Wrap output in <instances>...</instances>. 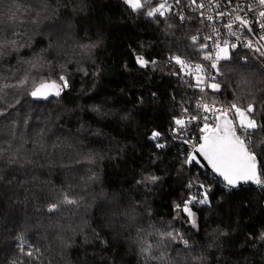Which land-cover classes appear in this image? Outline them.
Instances as JSON below:
<instances>
[{"label":"trees","instance_id":"trees-1","mask_svg":"<svg viewBox=\"0 0 264 264\" xmlns=\"http://www.w3.org/2000/svg\"><path fill=\"white\" fill-rule=\"evenodd\" d=\"M29 4L31 15L40 11L39 24L29 16L19 30L31 47L6 58L5 68L51 43L45 55L57 68L67 64L70 87L43 101L8 97L13 104L19 98L20 104L11 117L0 118V144L7 147L12 121H17L12 143L34 163L21 168L0 160V264L28 260L18 251L21 241L41 249L40 259L31 264H159L143 259L134 242L137 229L147 233L150 225L178 229L189 241L190 249L182 243L167 249L166 259L173 264H264V190L242 185L229 191L196 165L181 168L188 150L169 133L178 102L193 97V90L170 74L176 66L168 57L176 53L196 60L187 37L201 27L198 21L180 25L172 17L178 26L168 29L162 18L157 23L143 10L133 12L123 0H0V18L17 8L21 16ZM232 54L233 61L222 62L224 75L217 77L222 91L209 90L208 100L227 103L234 93L246 97L250 88L264 96L259 91L264 66L251 58L246 65L240 62V55L250 57L244 50ZM137 55L158 63L141 68ZM81 67L88 75L78 71ZM25 118H30L27 128ZM258 119L264 121V113ZM39 128L48 129L45 151H34L31 142ZM153 130L163 134L160 142L166 147L157 149L149 139ZM89 153L95 154V164L76 163ZM259 167L264 171V157ZM147 175L160 180L137 184ZM193 177L209 189L207 204L190 205L197 227L185 222L186 215L173 219L174 204L203 191L187 187ZM62 190L78 205L49 213L47 205L62 198ZM129 216H135V227L122 226L132 222ZM146 239L154 246L158 241L156 235ZM154 254L160 250L154 247Z\"/></svg>","mask_w":264,"mask_h":264},{"label":"snow or ice","instance_id":"snow-or-ice-1","mask_svg":"<svg viewBox=\"0 0 264 264\" xmlns=\"http://www.w3.org/2000/svg\"><path fill=\"white\" fill-rule=\"evenodd\" d=\"M133 12H140L159 23L162 18L168 29L177 27L170 22L172 17H177L180 25L186 21L196 20L201 25L196 29V34L187 37L196 61L187 55L181 56L173 53L168 57V63L177 66V70L170 73L178 76L183 84L193 90V97L182 99L178 102L179 112L172 117L169 133L174 140L182 139L184 143H191L186 139L185 134L190 126L195 125L200 136L198 143L193 145L192 150L181 160V168L185 165H200L204 167L197 154L207 161L212 172L222 177L225 187L231 191L239 186V182L251 183L261 190H264V171L258 167L261 158L264 157V121L258 119L264 113V96H260L251 88L247 96L234 93V98L226 104L220 102L217 97H212L209 102V90L212 93L222 91V82L217 77L223 76V69L226 67L222 62L233 61V54L238 47L249 49L259 53L264 58V0H159L153 4V0H123ZM20 9L10 10V14L0 18V118L8 119L12 116V109L20 104L17 98L13 104L8 97L11 95L30 96L33 100H47L50 96H61L65 89L70 87L69 76L66 74L67 64H60L57 68L45 53L52 47L42 49L31 59L17 60V65L8 64L5 68L4 61L14 54L18 55L21 49L31 47L24 41L26 33L19 30L20 26L29 22L39 24L40 11L36 10L31 15L32 6L28 5V12L18 16ZM191 13V14H189ZM251 14V16L249 15ZM221 21H225L221 24ZM204 28L210 29L205 33ZM221 28L224 31H221ZM247 33V34H246ZM251 36V38H249ZM229 38H234L233 42ZM239 42V44L237 43ZM94 46V45H93ZM240 62L247 64L248 55H240ZM136 63L141 68L150 65L155 66L158 61L147 60L143 55L136 56ZM78 71L88 75L86 68H79ZM56 74V78H53ZM187 77V79H186ZM250 84V81H244ZM259 91L264 92V89ZM194 98V100H193ZM173 96V100H175ZM192 101L194 106L190 107ZM219 104V106H218ZM29 119L23 121L25 127H29ZM12 139L7 142V147L0 144V160L7 158L9 165H19L24 168L34 163L31 159H25L20 154V148H15L12 143L16 139L17 121H12ZM47 128H39L31 142L36 146L35 150L45 151L47 148ZM163 134L153 130L149 139L155 142L157 149L166 147L160 142ZM25 139L23 143H27ZM57 145H53L56 147ZM22 147V144H21ZM13 149H15L13 151ZM11 152V154H9ZM23 160V163L21 161ZM77 164H95V154L83 155L76 160ZM2 178V177H0ZM94 175L89 179H94ZM160 180L155 175H147L137 184L146 186L154 185ZM189 189L198 187L203 191L190 195L182 204H174L176 215L173 219L186 215L192 227H197L195 213L190 205H204L209 202V189L205 184L198 182V178H190L187 184ZM62 198L47 205V211L54 213L62 206L78 205V200L69 191H61ZM132 222L122 225L123 227H135V216H129ZM151 231L145 233L143 229H137V237L134 241L139 245L140 254L146 261H157L159 264H173L171 259H166L165 253L173 243H182L184 248L190 249L189 241L184 238L178 229L161 230L150 225ZM156 235L158 241L155 246L147 242L146 236ZM264 240V232L260 234ZM106 243V242H105ZM65 246H70L66 244ZM155 249L160 250L159 255L154 254ZM19 253L28 260L18 262L12 260L11 264H31L33 260H39L41 249L28 245L21 241L17 245Z\"/></svg>","mask_w":264,"mask_h":264},{"label":"built area","instance_id":"built-area-1","mask_svg":"<svg viewBox=\"0 0 264 264\" xmlns=\"http://www.w3.org/2000/svg\"><path fill=\"white\" fill-rule=\"evenodd\" d=\"M249 15L251 16V14H249ZM224 22L225 21H221V24H223ZM203 31L205 33H207V32L210 31V29L204 28ZM221 31L223 32L224 29L221 28ZM249 38H251V36H249ZM229 39L232 40L233 42H236V41H234V38H229ZM237 43L239 44V42H237ZM262 43H264V42H262ZM237 50H244L247 54H250V57L249 58L253 59L255 62H258V63H260V64H262L264 66V61H263L264 58H261L259 56V53H255V52H253V51H251L249 49L242 48V47H238ZM192 61H193V63L198 62L196 60H192ZM176 70H177V66H176ZM186 79H187V77H186ZM209 102H211V101H209ZM218 106H219V104H218ZM199 136H200V132H199L198 128L195 125L190 126L189 129L187 130V133L185 134V137L184 138L190 139L191 140V143H184L183 140L180 139V141H181L180 142L181 148H184V149H187L188 151H191L193 145H195V144L198 143V137Z\"/></svg>","mask_w":264,"mask_h":264},{"label":"water","instance_id":"water-1","mask_svg":"<svg viewBox=\"0 0 264 264\" xmlns=\"http://www.w3.org/2000/svg\"><path fill=\"white\" fill-rule=\"evenodd\" d=\"M137 65H138V64H137ZM138 66H139V65H138ZM52 97H56V96H50L49 98H52ZM47 100H48V99H47ZM36 101H43V99H41V100H36ZM197 158L201 160V163H202L203 165H205L204 167H201L200 165H196L199 169H201V170H203V171H206V172L210 173L212 176L216 177L217 179H220L221 181H223V178H222V177H219V176H217L214 172H212V170H211V166L207 164V161L203 160V158L200 157L198 154H197ZM194 165H195V164H194ZM258 167H259V165H258ZM259 169H260V167H259ZM223 182H224V181H223ZM242 185H254V184H251V183L245 184V183H243L242 181L239 182V186H242ZM239 186H238V187H239ZM255 186H256V185H255Z\"/></svg>","mask_w":264,"mask_h":264}]
</instances>
